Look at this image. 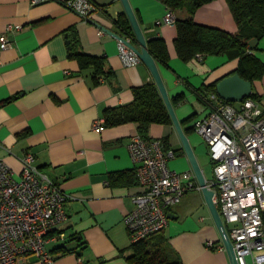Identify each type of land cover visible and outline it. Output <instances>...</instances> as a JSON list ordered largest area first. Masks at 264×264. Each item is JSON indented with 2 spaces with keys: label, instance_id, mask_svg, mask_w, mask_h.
Wrapping results in <instances>:
<instances>
[{
  "label": "crops",
  "instance_id": "obj_1",
  "mask_svg": "<svg viewBox=\"0 0 264 264\" xmlns=\"http://www.w3.org/2000/svg\"><path fill=\"white\" fill-rule=\"evenodd\" d=\"M31 1L0 0V37L7 35L12 43L8 49L0 47V162L20 177L22 159L32 154L38 169L68 195V219L53 233L64 240H51L48 245L55 257L52 264H131L128 256L134 244L125 217L135 209L134 197L144 191L129 151L138 128L129 123L97 129L95 123L105 121L106 110L131 105L134 90L154 84V77L144 63L126 67L119 40L92 23L119 35L114 21L126 15L121 0H93L103 10L92 21L68 9L69 0L39 5ZM129 1L147 41L163 39L167 44L169 66L157 64L172 103L185 96L173 106L205 173L207 147L193 127L210 113L213 92H206L208 103L203 104L197 91L234 75L240 60L202 55L184 62L176 49V25L164 23L169 8L163 0ZM174 14L176 20L188 18L185 12ZM194 20L231 34L238 31L226 0L205 5ZM73 41L81 52L104 57L115 80L96 84L94 71L81 70L71 57ZM251 48L264 66V38L252 42ZM253 93L264 107V76L253 82ZM192 116L193 121L187 122ZM149 138L168 141L175 154L171 169L194 174L174 125H153ZM169 214L174 218L163 235L180 264H231L202 191L187 194ZM20 264L42 263L29 256Z\"/></svg>",
  "mask_w": 264,
  "mask_h": 264
},
{
  "label": "built area",
  "instance_id": "obj_2",
  "mask_svg": "<svg viewBox=\"0 0 264 264\" xmlns=\"http://www.w3.org/2000/svg\"><path fill=\"white\" fill-rule=\"evenodd\" d=\"M66 7L86 21H92L103 10L93 0H69ZM164 23L176 25L173 10H167ZM125 39L131 43V39ZM11 46L7 35H2L1 49ZM119 50L126 67L142 63L125 42L119 41ZM197 57L201 59L202 55ZM209 102L210 113L194 123L213 165L208 187L215 192L214 202L239 264H248V258L253 264H264V107L252 98L241 103L226 102L216 93L210 95ZM104 124L100 120L95 127L102 129ZM129 151L138 184L144 188L134 197L135 209L125 217L136 245L165 232L170 224V208L190 192L201 191V187L193 173L171 169L169 162L175 154L165 149L162 140L149 141L137 135ZM22 165L18 177L0 162V264H20L29 256L37 257L42 264H52L55 257L48 245L51 240H64L63 235L53 233L68 219L69 197L38 169L34 155L27 154Z\"/></svg>",
  "mask_w": 264,
  "mask_h": 264
},
{
  "label": "trees",
  "instance_id": "obj_3",
  "mask_svg": "<svg viewBox=\"0 0 264 264\" xmlns=\"http://www.w3.org/2000/svg\"><path fill=\"white\" fill-rule=\"evenodd\" d=\"M214 1L163 0V3L174 12L181 11L188 14L186 20H176L178 32L176 49L179 57L189 63L198 55L207 57L226 55L230 59L240 60L239 68L235 74H239L244 80L251 83L261 79L264 76V66L253 55L251 43L264 38V0H226L238 24V31L235 34L195 22L194 16L197 11ZM114 24L121 37L138 43L131 23L125 14L117 18ZM75 34L76 31H73L74 36ZM70 45L71 57L78 61L81 70L92 69L94 71L96 84L101 80L109 82L115 80V73L104 57H95L81 52L77 42ZM148 48L159 65L169 66L170 56L167 44L163 39L149 41ZM217 85L218 83L199 89L197 94L200 102L207 104L206 92L217 94ZM134 93L135 100L131 105L105 111L104 127L113 128L134 123L137 125L139 135L150 141L149 133L153 125H173V122L155 83L136 88ZM184 98V95L178 96L173 103L182 102ZM251 98L259 99L254 93ZM194 118L195 116H192L187 122L193 121ZM162 142L165 149L170 150L168 141L163 140ZM163 234L164 232L133 245L132 254L128 256L131 264H180L179 257L175 256ZM61 251L63 254L68 252L65 249L58 250V252Z\"/></svg>",
  "mask_w": 264,
  "mask_h": 264
},
{
  "label": "water",
  "instance_id": "obj_4",
  "mask_svg": "<svg viewBox=\"0 0 264 264\" xmlns=\"http://www.w3.org/2000/svg\"><path fill=\"white\" fill-rule=\"evenodd\" d=\"M121 1L124 5L125 12L131 23L132 29L136 35V39L139 43V47L135 46L132 43H129L128 41H126L125 38L113 33L111 30L103 27L102 25L95 23V22H92V23L98 26L101 30L114 36L119 41L125 42L140 58L141 62L144 63L150 69L154 77L155 84L157 85L159 92L162 96V99L167 107V110L172 119L173 125L182 142L183 149L185 150V153L191 163L195 177L201 187V191L205 197L206 203L210 209V212L213 216L215 224L219 230L223 245L229 255L231 264H239L237 257H236L235 250H234L233 242L228 234V231L225 227L221 214L214 202L215 192L210 190L208 187V181L205 176V173L198 161V158L190 143V140L187 137L185 130L183 129L182 123L177 116V113L175 111L171 98L165 86L164 80L162 78L159 66L149 51L148 41L143 33V30L137 19L135 11L133 10V7L129 0H121ZM217 94L222 100L226 102L241 103L245 99L251 98L253 94V83L244 80L239 74H234V75H231L223 79L217 85ZM169 218L173 219L174 217L172 214H169Z\"/></svg>",
  "mask_w": 264,
  "mask_h": 264
},
{
  "label": "rangeland",
  "instance_id": "obj_5",
  "mask_svg": "<svg viewBox=\"0 0 264 264\" xmlns=\"http://www.w3.org/2000/svg\"><path fill=\"white\" fill-rule=\"evenodd\" d=\"M198 136H199V139H201L200 141H203L204 142V140H203V138L198 134V133H196ZM203 144V143H202ZM206 144L204 143L202 146H204L205 148L207 147V146H205ZM206 150L208 151V149L206 148ZM209 154H205L204 155V158H203V167H204V170H205V174H206V178L207 179H209V180H212V178H213V169H212V166H211V163H210V160H209V157L210 156H208ZM173 162V160H171L170 162H169V165L171 164ZM247 262H248V264H250V258H248L247 259Z\"/></svg>",
  "mask_w": 264,
  "mask_h": 264
}]
</instances>
